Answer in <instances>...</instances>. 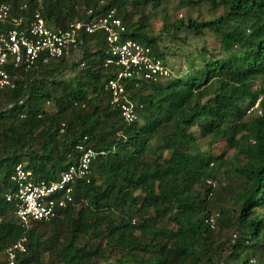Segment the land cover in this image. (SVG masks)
Returning <instances> with one entry per match:
<instances>
[{
	"label": "trees",
	"instance_id": "obj_1",
	"mask_svg": "<svg viewBox=\"0 0 264 264\" xmlns=\"http://www.w3.org/2000/svg\"><path fill=\"white\" fill-rule=\"evenodd\" d=\"M165 1L43 0L51 28L114 9L120 41L151 47L169 66L152 28L160 17L171 38L203 37L201 66L188 78L127 79L133 122L112 102L107 83L120 67L106 63L104 30L68 55L11 70L15 86L0 89V264L23 236L16 264H264V0H177L181 18ZM2 2L26 21L38 6ZM79 144L98 155L72 203L26 230L6 198L16 164L57 180L77 164Z\"/></svg>",
	"mask_w": 264,
	"mask_h": 264
},
{
	"label": "built area",
	"instance_id": "obj_2",
	"mask_svg": "<svg viewBox=\"0 0 264 264\" xmlns=\"http://www.w3.org/2000/svg\"><path fill=\"white\" fill-rule=\"evenodd\" d=\"M36 1L38 6L29 21H26L25 15H14L11 3H0V89L15 86L11 70H29L39 59L49 62L68 55L72 49H79L83 44L84 34L99 30L107 32L110 45L112 56L107 58L106 63H116L120 67L107 86L112 93V102L121 108L126 121L133 122L138 118L136 104L126 92L127 79L137 76L161 82L176 77L172 69L152 52L151 47L132 39L120 41L115 26L121 27V30H124V26L122 20L115 16L114 9L70 22L65 28H51L42 14L43 0ZM21 2V9H25L27 0ZM93 12V8L88 10L89 15ZM77 147L81 151L77 164L68 167L57 180L36 181L24 162L16 164L11 177L14 189L6 194V198L13 202L15 214L26 230L32 221L54 218L72 203L75 182L88 175L98 155L91 146L79 144ZM209 183L216 186L214 180H209ZM209 221L211 226H215L213 216ZM26 241L27 237L23 236L5 249V264L17 263L18 257L27 251ZM253 262L256 263V260Z\"/></svg>",
	"mask_w": 264,
	"mask_h": 264
},
{
	"label": "rangeland",
	"instance_id": "obj_3",
	"mask_svg": "<svg viewBox=\"0 0 264 264\" xmlns=\"http://www.w3.org/2000/svg\"><path fill=\"white\" fill-rule=\"evenodd\" d=\"M167 10L170 14L176 18H181L185 15L187 9L186 8H178L175 9L178 5L177 0H166ZM162 20L159 18H152V28L154 34L162 33L164 34V42L161 43V47L165 50L167 54V61L170 67L174 69V75L182 76L185 78L190 77V74H194L201 66L200 64V48L204 45V40L202 38L195 37H187L184 40L182 38H171V34H168V31H163L162 28ZM172 32V30H171ZM180 37H184L185 34L180 32L178 34ZM195 38V39H194ZM204 38L207 40L209 46L214 42V38L209 34H206ZM76 56H72V55ZM80 55V52H75L71 54L69 59L71 61L76 60ZM190 62L194 63L191 66ZM69 74V73H68ZM164 82V81H161ZM205 141V140H204Z\"/></svg>",
	"mask_w": 264,
	"mask_h": 264
},
{
	"label": "clouds",
	"instance_id": "obj_4",
	"mask_svg": "<svg viewBox=\"0 0 264 264\" xmlns=\"http://www.w3.org/2000/svg\"><path fill=\"white\" fill-rule=\"evenodd\" d=\"M175 76H176V75H175ZM176 77H177V76H176ZM176 77H175V78H176ZM258 106H259V100L255 103V105L253 106V108H258ZM253 108H252V109H253Z\"/></svg>",
	"mask_w": 264,
	"mask_h": 264
}]
</instances>
